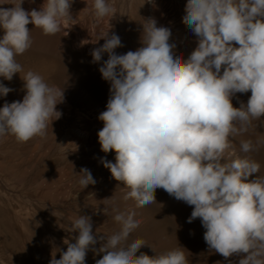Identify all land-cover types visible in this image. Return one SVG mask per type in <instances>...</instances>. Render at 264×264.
Returning a JSON list of instances; mask_svg holds the SVG:
<instances>
[{"label": "clouds", "instance_id": "9594fccd", "mask_svg": "<svg viewBox=\"0 0 264 264\" xmlns=\"http://www.w3.org/2000/svg\"><path fill=\"white\" fill-rule=\"evenodd\" d=\"M23 3L13 0L12 7H0V77L7 81L23 71L16 57L32 46L27 26L57 34L72 18L74 0H44L31 11ZM92 8L97 21L116 14L109 0H93ZM184 12L182 23L197 41L187 60L175 54L171 29L157 27L154 18L143 23L142 46L135 51L117 54L121 38L109 31L91 51L92 63L107 54L99 72L110 84L97 135L101 150L116 155L115 163L105 158L101 163L129 189L125 200L160 209L155 193L163 190L193 206L187 222L200 219L210 250L225 259L240 256L238 264H264V176L245 182L261 166L247 156L226 159L231 138L264 116V0H187ZM22 80V101L0 107V138L12 135L20 143L44 137L49 124L62 117L57 105L65 102L64 88L50 85L39 73L29 70ZM12 91L0 83V96ZM249 91L247 103L234 107L233 97ZM261 146L264 138L240 142L245 154ZM79 174L83 189L96 183L89 169ZM113 211L120 227L108 237L94 234L91 216L75 218V242L64 241L67 250H60L59 259L53 255L49 264H85L89 251L103 253L95 264H189L181 246L137 255L142 247L151 248L142 238L128 243L142 220L134 210Z\"/></svg>", "mask_w": 264, "mask_h": 264}, {"label": "rangeland", "instance_id": "374dc122", "mask_svg": "<svg viewBox=\"0 0 264 264\" xmlns=\"http://www.w3.org/2000/svg\"><path fill=\"white\" fill-rule=\"evenodd\" d=\"M149 1L109 0L116 9L115 16L97 21L93 0H74L72 18L62 23L57 34L45 35L34 25L27 26L32 46L16 57L23 67L20 74H15L11 81L0 77V83L13 89L6 97L0 96V107L5 102L22 101V78L29 70L39 73L50 85L64 88L65 102L57 105L62 117L49 124L44 137L24 143L12 135L0 138V264H49L53 255L59 259L60 250H67L64 241L75 242L78 233L72 232L71 224L79 215L91 216L94 234L97 231L98 235L108 237L120 227L113 219V209L134 210L136 219L142 220L128 243L142 238L154 252L144 246L137 255H159L181 246L189 264H238L240 256L225 259L208 248L203 239L206 230L199 218L187 222L193 206L158 189L155 198L163 204L162 208L137 207L134 199L123 198L129 189L101 163V158L115 163L116 155L115 151L101 150L97 135L103 128L98 117L106 110L110 84L99 72L107 54L101 62L92 63L91 51L104 43L100 38L108 31L109 35L115 33L121 38L123 47L115 49L117 54L142 46L143 23L152 13ZM154 1L152 11L157 27L171 29L172 41L177 45L175 54L187 60L197 46L195 36L182 23L187 0ZM11 3L13 0H0V4H5L0 7H12ZM43 3L44 0H24L22 7L26 11L39 10ZM3 35L0 29V38ZM250 96V91L237 93L233 106L239 107L240 101L246 104ZM257 138H264V116L253 120L248 132L232 137L233 147L226 152V159L247 156L260 164V173L252 174L245 182L264 176V146L247 154L240 150L241 141L255 143ZM81 168L91 171L94 185L83 189L78 183ZM48 197L55 201H48ZM102 255L89 251L85 264H95Z\"/></svg>", "mask_w": 264, "mask_h": 264}, {"label": "bare ground", "instance_id": "6f19581e", "mask_svg": "<svg viewBox=\"0 0 264 264\" xmlns=\"http://www.w3.org/2000/svg\"><path fill=\"white\" fill-rule=\"evenodd\" d=\"M154 2H155V1L152 0V3L150 4V10H151V12H152L150 18H153L154 14H155V13H153V11H152V10H153V3H154ZM82 114H84V113H82ZM84 115H85V114H84ZM85 116H86V115H85ZM83 133H84V132H83ZM78 134H79V133H78ZM80 134H81V133H80ZM84 135H85V133H84ZM77 143H78V141H77ZM79 143H80V142H79ZM236 150H237V149H236ZM47 200L50 201V202H54V201H55V200H52L51 197H48ZM48 204H49V203H48Z\"/></svg>", "mask_w": 264, "mask_h": 264}, {"label": "built area", "instance_id": "2783aa9c", "mask_svg": "<svg viewBox=\"0 0 264 264\" xmlns=\"http://www.w3.org/2000/svg\"><path fill=\"white\" fill-rule=\"evenodd\" d=\"M151 3H152V1L150 0L148 5L150 6Z\"/></svg>", "mask_w": 264, "mask_h": 264}]
</instances>
